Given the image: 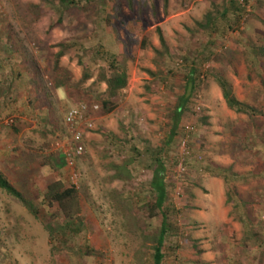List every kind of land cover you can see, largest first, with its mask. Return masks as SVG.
<instances>
[{
    "label": "rangeland",
    "instance_id": "1",
    "mask_svg": "<svg viewBox=\"0 0 264 264\" xmlns=\"http://www.w3.org/2000/svg\"><path fill=\"white\" fill-rule=\"evenodd\" d=\"M50 1L0 0V88L11 83L0 98V167L40 212L33 215L0 188V264H153L145 235L159 229L162 215L150 209L151 163L172 130L194 65L200 82L166 155L179 233L167 239L163 264H264V178L231 183L251 201L243 208L251 228L227 203L224 178L201 170L220 165L264 173V58L254 52L264 46V0H232L240 12L230 8L213 32L196 21H205L216 6L227 10L231 0H80L66 11ZM160 34L169 47L163 54L155 50H163ZM61 42L68 48L56 71ZM110 53L125 61L129 80L104 106L107 85L98 72ZM85 67L92 76L80 82ZM58 73L66 81L61 88L54 84ZM216 73L261 113L251 117L230 109ZM82 101L100 105L84 127L85 153L77 163L87 228L68 239L80 254L63 248L56 256L45 223L62 221V214L58 205L47 211L42 198L56 180L71 185L55 143L66 133L67 110Z\"/></svg>",
    "mask_w": 264,
    "mask_h": 264
},
{
    "label": "trees",
    "instance_id": "2",
    "mask_svg": "<svg viewBox=\"0 0 264 264\" xmlns=\"http://www.w3.org/2000/svg\"><path fill=\"white\" fill-rule=\"evenodd\" d=\"M49 2H54L50 1ZM58 5L61 7L62 11L70 10L72 7L76 6L80 0H57ZM101 4H105L107 1L111 0H100ZM168 4V0H165ZM31 8L33 12H37V16L41 15L40 8L37 4L31 3ZM233 9L234 13L240 12L239 6L237 3L231 0L230 5L227 10H221L216 6L215 10H210L206 14L205 21H196L197 25L201 29L209 30L213 32L218 29V22L221 16H226L227 11ZM40 12V13H38ZM160 41L163 47V50L155 49L159 54H163L164 51L168 52L169 47L167 42L162 34H160ZM60 49L55 54V70L59 71L60 69V59L64 56L65 50L68 48L66 43H58ZM257 55H261L264 58V46H260L257 50H254ZM110 59L107 65H101L98 72V79L106 83V96L108 100L103 101L104 106H107L110 103V99L116 97L121 90L126 88L128 85L129 74L125 61L121 60L117 54L110 53ZM203 57V53L201 54ZM195 63V62H194ZM5 66L0 64V70L4 69ZM151 74H154L153 71L147 69ZM188 81L185 87V90L181 95L178 96V100L172 115L173 126L172 130L169 132V135L165 139L164 143L157 147L155 154V161L151 163V169L153 172L152 179L150 181V189L153 192L155 199L151 204V210H158L162 215V222L159 229L150 235H145L146 240L151 242L153 251V264H163V260L166 256L164 252V246L167 239L174 238L178 235V227L175 220L176 210L169 201L168 195V181H167V166H166V155L169 154L175 148V136L178 134V125L183 116L186 114V111L189 110L190 105L197 85L200 82V73L197 66H192L190 73L188 74ZM92 73L85 67V72L80 82H85L91 78ZM216 82L221 88L223 98L227 106L236 111L237 113L248 114L251 117H255L261 113L256 106L247 103L238 98L235 94L231 82L224 77L221 73H216L214 75ZM54 84L56 87L61 88L66 86L65 77L58 73L54 79ZM13 83V80H12ZM1 86V84H0ZM11 83L7 82L6 88L2 89L0 92V98L3 96L5 98L7 89H9ZM6 89V90H5ZM9 91V90H8ZM5 99H3L4 101ZM1 105V102H0ZM203 121V119H202ZM137 151V148H135ZM139 152V151H138ZM60 163H65L63 156L59 153ZM128 162H124L123 165L126 168ZM174 164H178L176 159H174ZM116 177L122 176L121 165L115 164ZM201 170L209 172L212 175L223 177L225 184L227 185V203H232L236 212H240L241 220L245 223L247 227H254V222L251 219L249 211L243 208L246 205L251 204L250 199L243 200L235 192V187L231 186V183L238 181L239 183L246 184L252 182V180L261 177L264 178V173L257 172L255 173H242L233 171L231 167H224L216 165V167L204 166ZM128 173L127 176H129ZM0 188L7 192L8 194L18 198L22 204L35 216H39V208L36 202L32 199L26 197L20 190H18L7 178L4 172L0 169ZM42 203L45 209L51 210L55 205H58V210L62 214V221H48L45 223L46 228L49 232V238L51 243V253L52 255L59 256V253L63 248L73 251L76 254H80L79 250L74 248V245H70L68 239H71L79 235L82 231L86 230V224L81 216V207H80V198L78 194V189L72 187L71 185L65 186L64 182L61 180H56L50 183L42 198ZM246 208V207H245ZM256 234V233H253ZM67 240H62V238ZM62 241V243H61ZM63 244V247L62 245ZM88 250L94 251L91 248ZM87 250V251H88ZM83 252V251H82Z\"/></svg>",
    "mask_w": 264,
    "mask_h": 264
},
{
    "label": "built area",
    "instance_id": "3",
    "mask_svg": "<svg viewBox=\"0 0 264 264\" xmlns=\"http://www.w3.org/2000/svg\"><path fill=\"white\" fill-rule=\"evenodd\" d=\"M99 108V104L86 101L70 107L64 117L66 133L55 143L56 149L63 156L66 166L70 169V184L76 189H79L81 178L77 163L85 153L84 127L90 121L91 113Z\"/></svg>",
    "mask_w": 264,
    "mask_h": 264
},
{
    "label": "crops",
    "instance_id": "4",
    "mask_svg": "<svg viewBox=\"0 0 264 264\" xmlns=\"http://www.w3.org/2000/svg\"><path fill=\"white\" fill-rule=\"evenodd\" d=\"M0 169H1V167H0ZM3 171H4V170H3ZM223 181H224V180H223ZM247 184H249V183H246V185H247Z\"/></svg>",
    "mask_w": 264,
    "mask_h": 264
}]
</instances>
